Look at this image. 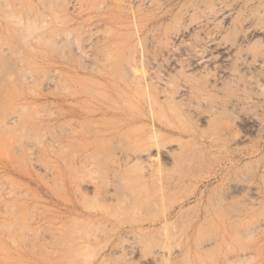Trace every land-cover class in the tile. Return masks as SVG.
I'll use <instances>...</instances> for the list:
<instances>
[{
  "label": "rangeland",
  "instance_id": "374dc122",
  "mask_svg": "<svg viewBox=\"0 0 264 264\" xmlns=\"http://www.w3.org/2000/svg\"><path fill=\"white\" fill-rule=\"evenodd\" d=\"M131 1L0 0V264H264V0Z\"/></svg>",
  "mask_w": 264,
  "mask_h": 264
},
{
  "label": "bare ground",
  "instance_id": "6f19581e",
  "mask_svg": "<svg viewBox=\"0 0 264 264\" xmlns=\"http://www.w3.org/2000/svg\"><path fill=\"white\" fill-rule=\"evenodd\" d=\"M139 1V0H138ZM138 1L137 0H134V1H131V2H129V5L130 4H136V3H138ZM154 0H143V1H139L141 4H144V5H151V4H153V3H155L156 2V0H155V2H153ZM216 1V0H215ZM221 1V0H220ZM235 2V1H234ZM216 5V4H215ZM214 5V6H215ZM227 7V6H226ZM222 6H219V8H218V12H220L221 13V10H222ZM214 9H212V11H209V12H207V16H206V19H207V21L208 20H210V19H214L215 17H216V15H217V13L215 12V11H213ZM205 11V10H204ZM206 11H208V10H206ZM204 21V20H203ZM198 23H200V22H198ZM203 24V23H202ZM205 26V25H204ZM28 27V26H27ZM173 39V38H172ZM174 40V39H173ZM210 42V41H209ZM169 50V49H168ZM198 60H203V57L202 56H200L199 55V57H198ZM258 64V63H257ZM253 83V86H255L254 85V82H251V84ZM249 84V83H248ZM259 84V83H258ZM257 85V84H256ZM258 86V85H257ZM259 87V86H258ZM258 91V90H257ZM139 125V124H138ZM139 140V139H138ZM130 160V159H129ZM132 160V159H131ZM140 162V161H139ZM138 163V162H137ZM146 172V171H145ZM149 205H147L146 207H148ZM114 208H117V205L114 207ZM111 214V213H110ZM113 214V213H112ZM131 215H133V214H131ZM118 217H120V216H118ZM169 222V221H168ZM165 225V224H164ZM138 236V235H137ZM164 237V236H163ZM166 237V236H165Z\"/></svg>",
  "mask_w": 264,
  "mask_h": 264
}]
</instances>
